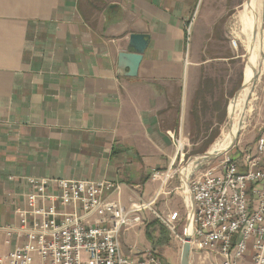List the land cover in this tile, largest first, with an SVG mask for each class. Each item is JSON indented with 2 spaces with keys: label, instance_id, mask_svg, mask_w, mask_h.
I'll return each mask as SVG.
<instances>
[{
  "label": "crops",
  "instance_id": "1",
  "mask_svg": "<svg viewBox=\"0 0 264 264\" xmlns=\"http://www.w3.org/2000/svg\"><path fill=\"white\" fill-rule=\"evenodd\" d=\"M200 3L100 0L94 18L93 0H0V255L18 242L8 233L29 177L114 181L108 199L140 207L142 220L146 205L156 216L182 211L183 177L152 172L173 169L181 160L173 137L190 134L196 67L187 49ZM132 33L149 35L134 77L119 69ZM174 92L180 108L167 125ZM129 228L120 240L135 258ZM143 249L167 254L160 240Z\"/></svg>",
  "mask_w": 264,
  "mask_h": 264
},
{
  "label": "built area",
  "instance_id": "2",
  "mask_svg": "<svg viewBox=\"0 0 264 264\" xmlns=\"http://www.w3.org/2000/svg\"><path fill=\"white\" fill-rule=\"evenodd\" d=\"M173 139L179 153L180 139ZM152 178L166 181L170 175L156 169ZM28 182L25 207H15L19 223L8 233L18 242L0 255V264H169L152 249H136L135 258L123 253L120 238L142 220L141 208L128 210L108 199L119 189L116 182L33 177ZM188 185L185 222L179 211L157 214L160 221L182 243L189 237L191 249L213 252L216 264H264V134L240 154L195 171Z\"/></svg>",
  "mask_w": 264,
  "mask_h": 264
},
{
  "label": "rangeland",
  "instance_id": "3",
  "mask_svg": "<svg viewBox=\"0 0 264 264\" xmlns=\"http://www.w3.org/2000/svg\"><path fill=\"white\" fill-rule=\"evenodd\" d=\"M98 1L100 0H93V5L90 8V14L94 18L98 12L94 4ZM246 1L201 0L200 7L196 9V17L194 18L192 33L190 35V45L187 49V54L192 58L196 67V77L190 90V111L194 107L200 110L207 104L211 107L213 100L223 95L228 98L227 116L226 121L221 127L219 136L204 152H198V149L216 129L215 116L214 114L212 115L210 110H206L203 121H205V124L211 123L210 121H214V123H211V125L208 124L207 126L204 125L201 133L196 134L195 137L192 134L181 136L179 151L181 160L175 162L173 169L163 171L166 173L169 172L170 178L182 177L181 169L190 162V159L209 151L212 145L221 140L223 135L230 129L229 105L231 100L244 87V69L249 56L245 46L246 41L242 33L240 19V13ZM257 6L258 8L260 7V9H257L261 11L259 33L260 37L264 40V0H257ZM172 104L173 106L169 109L168 121L166 119L164 122L167 125L174 124V119L180 108L178 107L177 92L173 94ZM241 114L243 121H241V127L237 133L234 145L217 158L198 164L192 174L197 170H203L209 165L218 163L227 154L238 155L245 147L254 145L255 141L264 134V46L258 56V67L251 93L244 104ZM175 138L178 139V137ZM183 197L184 207L180 213L185 222V218L187 217V203L185 201V195ZM148 207L146 205L144 210L146 211L147 209V215L144 214L143 222H137L129 228L131 229L129 231V238H132L130 244L135 249L145 250L143 248L148 247L151 241L153 243V241L158 242L160 240L164 249L167 250V254L163 256L159 249L156 250L157 254L163 257L169 264H180L181 253L178 251L176 258L172 255V251L178 250L173 243L179 239L174 237L175 234L157 219V216ZM138 225L146 228L150 227L149 234L145 233L143 228L141 230L138 229ZM183 226L184 223L178 227V233H183ZM140 235L142 236L139 237ZM191 251L192 264H216V255L213 252L207 249L199 250L196 248L191 249Z\"/></svg>",
  "mask_w": 264,
  "mask_h": 264
},
{
  "label": "bare ground",
  "instance_id": "4",
  "mask_svg": "<svg viewBox=\"0 0 264 264\" xmlns=\"http://www.w3.org/2000/svg\"><path fill=\"white\" fill-rule=\"evenodd\" d=\"M257 8H258L257 0H247L243 5L242 12L240 13L242 33L245 36V41H246L245 46L249 53L248 60L244 69L245 84L243 89L240 90L230 102L229 105L230 129L226 134L223 135L221 140H219L214 145H212V147L209 150L210 155L220 156L221 154H223L228 150L230 145L233 143L235 137L237 136L238 131L240 130L241 121H243L241 111L243 110L244 104L251 93L252 85L256 77V70L258 67V56L264 46L263 43L264 40L260 37V33H259V27L261 24V18H260L261 11L258 10L260 9V7L258 9ZM205 159L206 158L205 157L203 158V156L193 157V160L191 162H188L181 169V173L184 181V188L187 194L185 197V201L187 203L188 210L191 207V195L189 191L188 179L192 174V172L197 168L198 164H200L203 161L209 160V159L206 160ZM191 215L192 213L190 214V217ZM187 232H189V230H187Z\"/></svg>",
  "mask_w": 264,
  "mask_h": 264
},
{
  "label": "water",
  "instance_id": "5",
  "mask_svg": "<svg viewBox=\"0 0 264 264\" xmlns=\"http://www.w3.org/2000/svg\"><path fill=\"white\" fill-rule=\"evenodd\" d=\"M129 45L132 51H122L119 53V69L123 75L134 77L138 74L144 53L149 45V35L132 33L129 38ZM236 138L237 137H235L228 150L234 145ZM198 156H203V158L205 157L206 159L211 160L217 158L219 155H210L209 151H207L204 154ZM192 160L193 158L190 159V162ZM191 252L190 238L186 237V240L182 246L180 264H190Z\"/></svg>",
  "mask_w": 264,
  "mask_h": 264
},
{
  "label": "trees",
  "instance_id": "6",
  "mask_svg": "<svg viewBox=\"0 0 264 264\" xmlns=\"http://www.w3.org/2000/svg\"><path fill=\"white\" fill-rule=\"evenodd\" d=\"M227 104H228V98L222 95L213 100V104L211 107H209L207 104L203 106L200 110L197 109L196 107L191 109L190 111V125H191L190 134H192L194 137L196 136V134L201 133L202 127L204 125L207 126L208 124L211 125V123H214V121H210L211 123L205 124V121H203V117L206 113V110H210L212 112V115L214 114L215 116L216 129L211 134V136L206 139L203 145L198 149V152L206 151L211 146V144L216 140V138L219 136L221 127L223 123L226 121Z\"/></svg>",
  "mask_w": 264,
  "mask_h": 264
}]
</instances>
